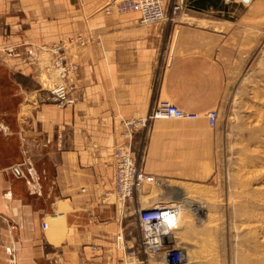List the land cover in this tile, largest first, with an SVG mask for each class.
I'll use <instances>...</instances> for the list:
<instances>
[{
    "label": "crops",
    "instance_id": "0c3cea01",
    "mask_svg": "<svg viewBox=\"0 0 264 264\" xmlns=\"http://www.w3.org/2000/svg\"><path fill=\"white\" fill-rule=\"evenodd\" d=\"M110 1L0 0V264H120L140 237L113 195L115 151L129 142L122 122L160 101L202 114L220 101L237 32L200 17L220 0H188L187 21L149 25L138 12H108ZM76 37L86 40L67 52L77 101L59 109L26 52ZM212 129L206 118L158 120L143 160V129L132 147L161 182L203 180ZM154 189L144 184L139 198Z\"/></svg>",
    "mask_w": 264,
    "mask_h": 264
},
{
    "label": "rangeland",
    "instance_id": "374dc122",
    "mask_svg": "<svg viewBox=\"0 0 264 264\" xmlns=\"http://www.w3.org/2000/svg\"><path fill=\"white\" fill-rule=\"evenodd\" d=\"M184 5L179 16L187 21L184 15L192 4L185 0ZM200 17L227 21L237 32L233 65L227 68L218 105L206 114L192 112L201 120L219 111L210 131L212 174L203 180L160 181L152 185L144 207L182 206L190 226L180 225L175 236L191 256L187 264H264V0H220L218 10ZM153 126L139 129L144 133L138 159L146 155Z\"/></svg>",
    "mask_w": 264,
    "mask_h": 264
},
{
    "label": "built area",
    "instance_id": "2783aa9c",
    "mask_svg": "<svg viewBox=\"0 0 264 264\" xmlns=\"http://www.w3.org/2000/svg\"><path fill=\"white\" fill-rule=\"evenodd\" d=\"M185 0H111L107 11L138 12L140 23H173L183 12ZM82 37L71 38L50 46H28L26 52L36 70V77L43 89L56 100L59 109L72 108L76 98L72 93V81L78 72V64L70 60L67 52L74 45H84ZM212 128L217 125L219 111L206 115ZM199 114L187 112L167 101H160L144 117L122 122L123 135L128 143L115 151L116 167L113 175L115 206L121 219L131 211L138 222V244L124 253L120 264H187L185 251L175 243L178 211L168 204H156L145 208L150 200H141L139 193L144 184L159 185V180L147 174L138 163L132 149L134 131L150 129L158 120L196 121ZM47 228V224H44Z\"/></svg>",
    "mask_w": 264,
    "mask_h": 264
},
{
    "label": "bare ground",
    "instance_id": "6f19581e",
    "mask_svg": "<svg viewBox=\"0 0 264 264\" xmlns=\"http://www.w3.org/2000/svg\"><path fill=\"white\" fill-rule=\"evenodd\" d=\"M251 1V0H250ZM180 195V194H179ZM176 196V195H175ZM177 197V196H176ZM175 197V198H176ZM184 200V199H183ZM177 202V201H176ZM186 203H191V202H188V201H186ZM173 207L178 211V223H177V229H178V227L181 225V226H183V227H185V228H188L189 226H190V224H189V220L187 219V216L185 215V216H183L182 217V206H180V205H178V204H174L173 205ZM196 207H200V206H196ZM176 232V231H175ZM174 232V237H175V243L177 242V238H176V236H175V233ZM178 232V231H177ZM185 256H186V259H187V263L188 262H190L191 261V256L187 253V252H185Z\"/></svg>",
    "mask_w": 264,
    "mask_h": 264
},
{
    "label": "water",
    "instance_id": "95a60500",
    "mask_svg": "<svg viewBox=\"0 0 264 264\" xmlns=\"http://www.w3.org/2000/svg\"><path fill=\"white\" fill-rule=\"evenodd\" d=\"M238 1H242L243 3H249L250 0H238Z\"/></svg>",
    "mask_w": 264,
    "mask_h": 264
}]
</instances>
